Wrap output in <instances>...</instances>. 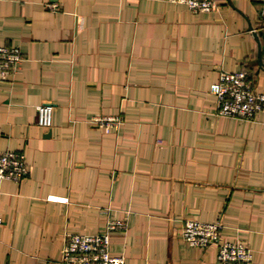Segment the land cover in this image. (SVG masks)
<instances>
[{
	"label": "crops",
	"instance_id": "crops-1",
	"mask_svg": "<svg viewBox=\"0 0 264 264\" xmlns=\"http://www.w3.org/2000/svg\"><path fill=\"white\" fill-rule=\"evenodd\" d=\"M263 6L0 0V46L23 52L0 78V152L23 151L30 168L0 179V264H62L67 233L114 219L126 264H218L216 246L184 240L190 218L221 220L264 264V112L221 115L211 90L239 69L264 88ZM104 116L121 122L108 131Z\"/></svg>",
	"mask_w": 264,
	"mask_h": 264
},
{
	"label": "built area",
	"instance_id": "built-area-1",
	"mask_svg": "<svg viewBox=\"0 0 264 264\" xmlns=\"http://www.w3.org/2000/svg\"><path fill=\"white\" fill-rule=\"evenodd\" d=\"M186 4L192 11H212L218 7V0H171ZM264 22V6L261 10ZM23 58L20 47L0 46V78H7L15 72ZM218 100L217 112L221 115L255 119L264 112V88H259L250 74L239 69L222 70L220 79L211 88ZM38 123L51 127L54 121V105L43 102L37 105ZM98 121L109 131L121 122L120 117L104 116ZM30 171L23 151L6 149L0 152V179L20 181ZM58 196H49V199ZM63 199V198H62ZM65 199V198H64ZM1 219V218H0ZM126 228V222L110 220L105 229L94 233L70 232L66 234L62 264H126L124 255L111 250V233ZM184 240L191 246L217 247L218 264H251L253 248L243 238L228 239L224 235L221 220L205 221L187 219L182 228Z\"/></svg>",
	"mask_w": 264,
	"mask_h": 264
}]
</instances>
